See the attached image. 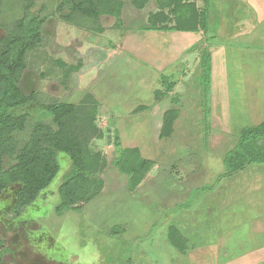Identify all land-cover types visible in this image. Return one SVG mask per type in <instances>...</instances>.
I'll use <instances>...</instances> for the list:
<instances>
[{
    "label": "rangeland",
    "instance_id": "rangeland-1",
    "mask_svg": "<svg viewBox=\"0 0 264 264\" xmlns=\"http://www.w3.org/2000/svg\"><path fill=\"white\" fill-rule=\"evenodd\" d=\"M132 1L123 0L126 10L118 17L103 15L96 20L77 14L76 24H70L60 17L70 13V0H0V64L11 65L21 56L24 66L17 71L18 78L12 73L8 78L24 96L33 95L27 106L9 109L17 115L27 113L29 121L24 131L13 135L17 151L3 155V169L18 163L39 120L51 124L45 107L79 104L87 94L99 103L96 126L100 133L92 139L84 165L90 175L73 187L75 202L60 192L73 170L72 159L62 152L57 154L59 170L54 181L20 216L12 209L21 185L0 194V224L20 262L198 264L199 259L205 260L191 257L190 252L224 235L216 225L222 215L232 222L245 216L244 209L259 208L261 213L264 202L257 204L254 194L247 199L251 206L242 194L238 197L240 173L221 176L227 172V156L238 149L241 129L264 121V114L256 116L264 104V87L258 85L264 84V40L249 49L243 47L252 42L248 39L226 42L233 54L239 53V67L242 64L245 70L248 113L246 99L236 98L245 89L227 82L220 72L215 80L212 62L208 78L202 66L203 50L176 56L171 40L157 33L127 40L128 24L145 23L160 10L151 2L140 11ZM196 1L203 6V0ZM207 14L210 19L209 8ZM37 27L42 39L35 40ZM14 32L19 33V42L1 43ZM142 32L137 37L146 34ZM208 33L206 40L214 45L217 40L209 39ZM145 49L146 55L161 54V71L153 55L142 54ZM229 59L228 66L236 69V56ZM163 76L174 82L173 89L167 88ZM230 98L234 104L226 105ZM232 105L245 108V113L230 111ZM174 108L180 115L173 131L161 136L163 114ZM122 150L132 151L121 159L125 166L118 164ZM142 162L149 163L146 169ZM259 166L251 165L249 170ZM179 237L181 244L173 245Z\"/></svg>",
    "mask_w": 264,
    "mask_h": 264
},
{
    "label": "trees",
    "instance_id": "trees-1",
    "mask_svg": "<svg viewBox=\"0 0 264 264\" xmlns=\"http://www.w3.org/2000/svg\"><path fill=\"white\" fill-rule=\"evenodd\" d=\"M33 1L27 0L28 3ZM70 2L72 5L70 13H60L61 19L70 24H76L73 17L77 14L98 20L103 15L118 17L121 12L126 10L122 1L119 0H70ZM147 2L148 0H133L131 3L137 9L142 10ZM157 3L160 11L149 16L150 25L133 21L128 24V28L135 31H168L171 29L197 32L202 30L205 35L207 34L208 8L200 12L195 2L190 0H157ZM172 23L174 24L173 28L170 27ZM23 27L24 23L20 24V28ZM39 29L40 27H37L33 35L35 40L42 39ZM18 35V32H14L6 39H2L1 43L8 46V44L19 42L21 39ZM204 41V43L208 42L206 37ZM196 48L197 46L192 49ZM203 51L202 66L209 78L211 75V54L207 48H204ZM8 64H0L2 68L0 71V194L12 185H21L15 194V204L12 209L16 216H20L24 209L33 204L54 181L59 170L57 154L62 152L68 154L72 159L73 170L61 186L60 192L66 200L70 199L75 202L76 194L73 187L79 185L78 182L87 181L90 175L84 165L90 143L100 133L96 126L99 103L93 95L87 94L79 104L56 103L45 107L44 111L51 118V124H46L42 120L36 123L29 141L18 155V163L5 171L2 157L16 153L17 144L13 135L24 131L29 121L27 113L17 115L11 113L9 109L27 106L33 98V95L24 96L15 86L16 82L8 78L9 73L17 77V71L23 68L21 56L11 65ZM74 69L75 67H70V70ZM4 70L9 72L5 73ZM162 78L168 89L171 90L175 87L174 82H170L167 77L163 76ZM156 94L158 95L159 91H156ZM179 115L180 111L177 108L169 109L164 113L161 136L165 133L167 135L172 133L174 122ZM121 152L123 153L118 164L125 166V161L123 162L121 159L132 151L122 150ZM253 164L264 165V121L257 126H247L241 129L238 149L227 156L225 161L227 172L221 177L233 176ZM140 165H144L146 169L149 163L142 162ZM127 173H132V171H127ZM115 234L112 233L111 236ZM172 243L175 246L181 244L180 237Z\"/></svg>",
    "mask_w": 264,
    "mask_h": 264
},
{
    "label": "crops",
    "instance_id": "crops-1",
    "mask_svg": "<svg viewBox=\"0 0 264 264\" xmlns=\"http://www.w3.org/2000/svg\"><path fill=\"white\" fill-rule=\"evenodd\" d=\"M120 1L123 2V0ZM190 1L195 2V4L197 5V9L200 12L204 11L207 8H209V10L211 11L210 19L207 18V26H208L207 30H209L208 38L209 39L211 38L214 41L217 40L214 43V45L210 42V40L207 43L203 44L205 38V32L202 30L197 32H182L171 29L168 31L148 30L145 31L146 34L144 36H140L139 38L137 37V35L141 34L142 31H135L129 29V31H127V34L129 35L128 37H126V39L127 40L128 39L131 40L132 38L133 39L136 38L140 40L147 39L148 34L153 35L151 33H157L160 34V36H166V38L164 39L171 40L170 45L172 46L173 49L176 50V54L174 52L173 53L179 57L181 55L188 53L195 46H197V48L194 50H196L197 52L203 50L204 48H207L209 53L211 54L214 79L219 80L220 77L223 74H225L224 77L226 78L227 82L233 81V85H235V87H239L238 88L239 90L241 87L245 89L236 98L240 97L244 100L246 99L247 101V97H248L247 94L249 95L250 93L247 92L246 89L247 81L245 79V73H244L245 70H243L242 64L239 67V60H238L239 53L237 54L236 52V54H233L228 48L229 46L226 44V42L232 41L235 44H237L243 42V40L245 39H248L249 41L252 42L246 43L245 45H243V47L249 49L253 47L252 44H258V40L259 41L264 40V0H219V4H215L214 3L215 0L212 1L203 0L204 1L203 6L202 4L199 5V3H197L196 0H190ZM228 1H230L231 3H228ZM151 2H153V4L156 3L155 4V6L157 7L156 9L160 8L157 3V0H148L144 8L148 5H151L152 4ZM155 13L157 12H154L153 14ZM229 13H231V16H229ZM217 18L219 19V21L217 20ZM231 19L233 20L235 19L236 21L231 22ZM148 21H149V17L145 22V24L150 25ZM223 25L224 28H221L223 27ZM170 27L173 28L174 24L173 23L170 24ZM213 33H215L217 37L216 36L214 37L212 35ZM82 43H85L84 40ZM91 47H95V46L92 45ZM147 49L142 51V54L143 53L145 54V52H147ZM131 54H133V51H131ZM154 54L155 53L152 52L147 55H151V56L153 55V57L156 60H158V64L160 67L159 70L161 71L163 69L161 63L163 62L162 61L160 62L159 61L160 59L158 58L161 54L158 53L159 54L158 56H155ZM235 56L237 59V62H235L236 69L233 68L232 70V66L231 68L228 66L230 60L229 58L230 57L233 58ZM155 59L152 60L155 61ZM234 71L236 76L235 74L233 75ZM218 72H220L221 75L220 77H218ZM238 72H239V76L237 77ZM236 77H237V84L234 83L235 82L234 79H236ZM238 78H239V82H238ZM226 84L227 83L223 82L221 85L229 87L228 86L229 84L227 85ZM258 85L260 87L262 86L264 87V84L259 83ZM228 101L226 105H228V103L234 104L232 98H230ZM246 108L247 110H249L248 113H250L251 107L250 104H248V101ZM260 108H261L259 110L260 113H258L259 115H256L258 117H261L260 114H264L263 112L264 104ZM230 111L238 113L240 111L244 112L246 111V109L245 108L242 109V107L232 105L230 106ZM253 165H260V166L256 168L254 167L252 168V170L251 169L249 170V168L251 167L247 166L244 170L239 172L240 178L238 177L239 179L237 180V183L239 185L237 187L238 197L241 196L242 194V197H244V199L248 201L247 204L249 206H251L252 203L247 199L252 194L255 195L257 204L258 203L261 204L262 203L261 201L264 202V194L263 195L261 194V196L259 197L260 191L262 190V188H264L263 186L264 165L261 164H253ZM242 176H246V177L244 178ZM244 210L246 213L245 216L242 219L237 218L236 221L233 220L232 222H230L231 220H229L227 215H222V221L216 225H219L224 235L220 236V239L217 241L218 243L217 242L215 243L212 242L208 244L204 243L203 245L205 246H202L201 249H199L200 245L197 246L196 249L198 251L192 253L190 252L191 257L194 254V256H198L201 259L205 260L203 261L199 259L197 262L198 264H206V263L264 264V206H262L261 213L259 208L255 210L253 209L251 211H249L248 209H244ZM216 225L214 226L212 225V228L214 231H219V229L217 230ZM223 237H226V239H222Z\"/></svg>",
    "mask_w": 264,
    "mask_h": 264
},
{
    "label": "flooded vegetation",
    "instance_id": "flooded-vegetation-1",
    "mask_svg": "<svg viewBox=\"0 0 264 264\" xmlns=\"http://www.w3.org/2000/svg\"><path fill=\"white\" fill-rule=\"evenodd\" d=\"M3 225L2 223L0 224V264H26L23 260V262H20L16 248L10 246L9 239L5 238V226Z\"/></svg>",
    "mask_w": 264,
    "mask_h": 264
}]
</instances>
